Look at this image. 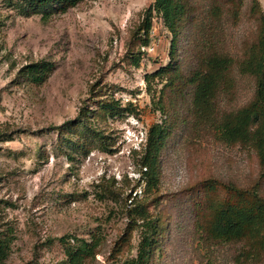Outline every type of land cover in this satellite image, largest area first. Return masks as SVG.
Segmentation results:
<instances>
[{"label":"rangeland","instance_id":"374dc122","mask_svg":"<svg viewBox=\"0 0 264 264\" xmlns=\"http://www.w3.org/2000/svg\"><path fill=\"white\" fill-rule=\"evenodd\" d=\"M154 3L84 0L67 10L55 6L45 17L46 11L27 10L29 0H0V239L7 252L0 264H70L67 246L94 237L100 252L87 264L135 258L137 232L123 256H111L130 222L131 195L158 197L152 210L164 234L151 264H236L240 246L209 237L201 200L209 178L245 188L258 182L264 195L256 147L222 136L224 122L254 96L255 80L241 64L258 20L250 0L237 19L223 0H196L177 63L189 76L201 54L233 60L212 107L196 112L193 87L173 94L164 89L167 78L151 77L169 65L173 39L155 15L151 41L141 45L136 31ZM31 65L46 67L41 82L26 71ZM108 103L120 108L107 112ZM157 124L171 135L158 188L147 192L139 185L140 159ZM247 264H264V257Z\"/></svg>","mask_w":264,"mask_h":264},{"label":"trees","instance_id":"16d2710c","mask_svg":"<svg viewBox=\"0 0 264 264\" xmlns=\"http://www.w3.org/2000/svg\"><path fill=\"white\" fill-rule=\"evenodd\" d=\"M83 1L29 0L27 10L46 11L44 16L47 17L50 16L49 9L55 6L67 10ZM223 1L230 4L234 18L237 19L245 0ZM250 2L251 12L258 20V32L256 41L251 45L241 64V70L254 78L255 92L252 100L244 108L224 122L222 136L228 142L253 144L257 149L260 165L264 168V11L259 0H250ZM197 12L196 0H155L154 5L145 12L136 33L140 37L142 46L149 45L154 17L155 15L161 17L164 26L173 36L171 61L151 77L167 78L164 89H170L173 94L182 95L187 88L193 87V108L196 112L200 110L206 113L212 107L220 87L228 77L233 60L221 53L201 54L197 59V68L189 76L185 75L177 63L176 50L182 33L195 22ZM26 71L34 81L41 82L45 78L46 67L31 65ZM159 105L160 110L165 113L167 105L164 92L161 93ZM103 108L113 113L120 107L117 103H108L103 105ZM68 126L69 123H66L62 129ZM170 135L171 128L164 124L154 125L148 131L140 159L139 179V185L141 182L146 184L147 192L158 188L160 158ZM257 183L245 188L232 182L225 183L209 178L203 184L205 196L201 204L202 209L207 213L205 231L218 243L240 246L241 253L236 257V264H247L264 257V195L260 194ZM221 189L228 193L227 198L220 197ZM131 199L134 207L128 211L130 222L123 235L115 242L111 256L116 259L123 256L130 248L134 233L137 232L139 236L137 255L135 258L126 259L122 264H151L164 234V225L152 210V207L159 202L158 197L154 196L146 201L131 195L127 200ZM60 241L65 242V238H61ZM99 247L98 237H94L91 241L79 239L75 246H67L68 261L70 264H87L90 260L94 261L100 252ZM6 257L5 241L0 239V261L3 262Z\"/></svg>","mask_w":264,"mask_h":264}]
</instances>
